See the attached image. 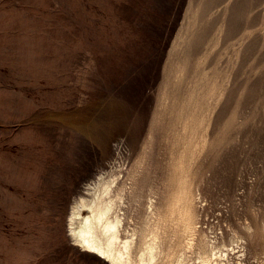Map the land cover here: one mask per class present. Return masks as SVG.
<instances>
[{"label": "rangeland", "instance_id": "rangeland-1", "mask_svg": "<svg viewBox=\"0 0 264 264\" xmlns=\"http://www.w3.org/2000/svg\"><path fill=\"white\" fill-rule=\"evenodd\" d=\"M103 169L134 260L159 223L158 264H264V0H0V264H108L69 235Z\"/></svg>", "mask_w": 264, "mask_h": 264}, {"label": "bare ground", "instance_id": "bare-ground-1", "mask_svg": "<svg viewBox=\"0 0 264 264\" xmlns=\"http://www.w3.org/2000/svg\"><path fill=\"white\" fill-rule=\"evenodd\" d=\"M121 176L118 173H115L114 170L110 171L103 169V171H101L99 175L96 174V176L91 178L85 184V186L82 189V193L79 195L78 199L74 202V205L71 207L72 210L70 212L71 215L69 217V235L75 242V246L79 247L81 251L95 254L96 256H98L100 259L104 260L108 264H133V261H136V264H158V256L161 253V247H162L161 245L163 244L161 243V238H160L161 237L160 234L162 231L160 230L161 226L159 223H157L156 227L152 229L151 233H153V237H151L152 239L150 240V242L146 243V247L144 246L145 248H142L141 254L137 256L136 259L134 260L136 254H134L135 256L133 255V249L135 247L136 235L134 236L133 234L130 237L126 236L128 233L126 232V228H125L126 211H124V209L126 210L125 206L128 202H127V191L123 184L124 183L123 177ZM184 197L182 199L187 200V198ZM182 199L179 200L182 201ZM175 201H176L175 205L177 206V200ZM187 201H188L187 203L190 202L189 199ZM182 202L184 203V201ZM182 202L181 203L179 202L181 206H182ZM187 206L184 207L186 208ZM147 207L148 210L152 214H154L153 216L157 215V211H158L157 201L153 199V197H149L147 202ZM177 212L180 214L181 211L177 210ZM183 213L184 212H182L180 215H182ZM174 216L172 217L175 218L177 215L175 217ZM182 216H186L187 219L186 224L185 222L183 223L186 225V229L184 230L187 231V233L190 230L193 231V226L195 223L192 226L191 222L193 221V219H191L192 217L191 218L189 217V212L184 213ZM178 218L179 216L177 217V219ZM189 218L192 220L191 222ZM182 222L180 223L182 224ZM183 227L184 225L182 226V228ZM125 233L127 234L125 235ZM132 233L134 232H131V234ZM221 250L222 249L220 250L218 249V251L216 250L217 252L214 251L212 256L221 257V253L223 252V251L221 252ZM182 253L184 254V252ZM213 257L211 258L205 257L206 259L202 260L204 262L202 263L203 264L209 263L210 261L213 260ZM160 261L161 259L159 260V262ZM181 261H178L176 264H183V262Z\"/></svg>", "mask_w": 264, "mask_h": 264}]
</instances>
